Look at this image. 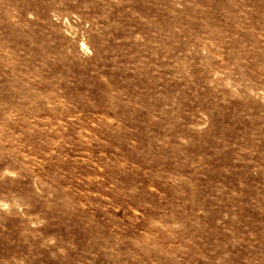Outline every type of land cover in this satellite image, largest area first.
Returning <instances> with one entry per match:
<instances>
[{"label":"rangeland","instance_id":"rangeland-1","mask_svg":"<svg viewBox=\"0 0 264 264\" xmlns=\"http://www.w3.org/2000/svg\"><path fill=\"white\" fill-rule=\"evenodd\" d=\"M0 264H264V0H0Z\"/></svg>","mask_w":264,"mask_h":264}]
</instances>
